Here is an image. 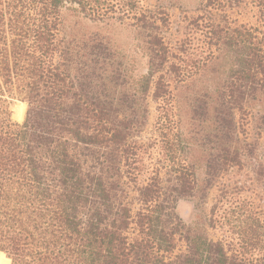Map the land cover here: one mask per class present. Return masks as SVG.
Listing matches in <instances>:
<instances>
[{
	"label": "trees",
	"instance_id": "16d2710c",
	"mask_svg": "<svg viewBox=\"0 0 264 264\" xmlns=\"http://www.w3.org/2000/svg\"><path fill=\"white\" fill-rule=\"evenodd\" d=\"M194 11L173 48L140 0H0V264H264V0Z\"/></svg>",
	"mask_w": 264,
	"mask_h": 264
},
{
	"label": "rangeland",
	"instance_id": "374dc122",
	"mask_svg": "<svg viewBox=\"0 0 264 264\" xmlns=\"http://www.w3.org/2000/svg\"><path fill=\"white\" fill-rule=\"evenodd\" d=\"M140 2L144 8L157 13H164L167 16L169 23L168 30L166 32V40L170 43L173 48H176L181 40H184L188 37L189 22L191 18L196 15L194 8L197 4V0H140ZM255 11L256 10L253 9L251 6L247 5H241L240 7H235L232 9L226 8V13L231 19H233L237 23L246 25L256 24ZM142 67L143 65L140 63V69H142ZM150 107L151 114L149 117L148 127L142 133L141 139L137 141L143 142V144L147 143L148 139L152 136L155 121L158 117L156 103L151 102ZM19 108H22L23 110L22 117H18L19 115L17 114V109ZM10 111L12 119L16 122L21 123L25 116L26 104L20 101H13L10 105ZM149 151H152L151 148L149 149ZM152 152L153 156L156 155L154 153V150ZM145 156H147L145 162L150 170V166L154 165L153 161L149 159V153H147ZM147 173H149V171ZM145 176L147 175H142L136 183L124 179V183L121 184L122 191L119 192V195L121 196V198H124L125 201L131 206L133 212H135L140 206L138 201V188L144 185ZM231 178L239 179V181L244 182L245 180L251 178V173L247 170H243L240 172H236V170H234L231 175ZM227 180L228 179L225 178L222 181L226 182ZM217 189V187L213 188V190L211 191V195L206 201V204L200 207L203 212L208 211L214 198L218 196ZM258 194L262 196L264 200V193L258 190ZM194 204L196 205V201L192 199H185L179 204L177 209L178 214L185 221H188L193 218L192 213ZM0 255L8 259L4 252H0Z\"/></svg>",
	"mask_w": 264,
	"mask_h": 264
},
{
	"label": "bare ground",
	"instance_id": "6f19581e",
	"mask_svg": "<svg viewBox=\"0 0 264 264\" xmlns=\"http://www.w3.org/2000/svg\"><path fill=\"white\" fill-rule=\"evenodd\" d=\"M17 114L19 115L18 117H22V115H23L22 108L17 109Z\"/></svg>",
	"mask_w": 264,
	"mask_h": 264
},
{
	"label": "clouds",
	"instance_id": "9594fccd",
	"mask_svg": "<svg viewBox=\"0 0 264 264\" xmlns=\"http://www.w3.org/2000/svg\"><path fill=\"white\" fill-rule=\"evenodd\" d=\"M5 264H7V261H5Z\"/></svg>",
	"mask_w": 264,
	"mask_h": 264
}]
</instances>
